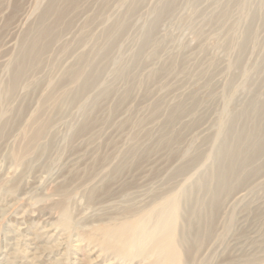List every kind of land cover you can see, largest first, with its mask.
Listing matches in <instances>:
<instances>
[{
  "label": "rangeland",
  "instance_id": "obj_1",
  "mask_svg": "<svg viewBox=\"0 0 264 264\" xmlns=\"http://www.w3.org/2000/svg\"><path fill=\"white\" fill-rule=\"evenodd\" d=\"M169 193L180 264L264 258V0H0V258L31 216L41 264H120L106 230Z\"/></svg>",
  "mask_w": 264,
  "mask_h": 264
},
{
  "label": "bare ground",
  "instance_id": "obj_2",
  "mask_svg": "<svg viewBox=\"0 0 264 264\" xmlns=\"http://www.w3.org/2000/svg\"><path fill=\"white\" fill-rule=\"evenodd\" d=\"M76 1L69 0L70 3ZM50 10H54L56 20L63 19L64 13L62 10H56L49 6L47 11ZM20 70L21 68L13 75L8 87L9 93L17 85ZM46 124L40 125L30 137H25V144L16 150L19 155L18 161L22 159V156L28 151L30 146L37 141L43 133ZM161 199L145 211L134 223L120 222L109 226L105 232L104 242L102 243L103 250L106 252L111 251V253L121 258L122 261L120 264H124L125 261H129L128 264H130L137 257L149 259V264H180L185 262L184 259H187V254L189 256L192 251L189 252L190 248L187 251L183 248L184 240L181 239V233L178 227L180 204L177 195L165 196ZM61 211L60 219L58 217V223L60 224L56 226H63L64 228H61L63 231L71 230L74 225L69 209L67 206H64ZM38 219L31 218L30 216L27 219L30 220L29 225H26V221L20 222V224H15L12 230L7 231L5 234V250H3V255H6L7 258H0V264L14 263L13 260L11 263H8V260L11 257L17 258V256H19V259H17V263L19 264H41L56 249L59 250L63 247L64 239H57L58 237L55 239V242L57 240L61 241L56 242V244L52 243L53 245H51L52 237L55 234L51 233L53 228L48 227L42 221L39 222ZM78 232V238L73 240L76 242L73 245V250L76 253L81 249L80 243L82 237H79L81 235ZM89 241L91 240L89 239ZM87 247L89 246L87 245ZM4 259H6V263H3ZM49 264H57V261ZM111 264H114V262H111ZM258 264H264L263 257L262 259H258Z\"/></svg>",
  "mask_w": 264,
  "mask_h": 264
}]
</instances>
